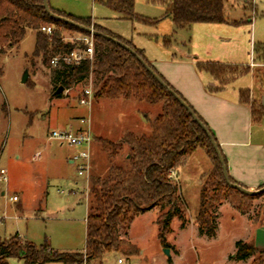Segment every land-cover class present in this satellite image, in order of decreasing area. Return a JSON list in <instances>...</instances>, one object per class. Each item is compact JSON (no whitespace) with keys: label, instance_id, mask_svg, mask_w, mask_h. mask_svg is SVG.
I'll return each mask as SVG.
<instances>
[{"label":"rangeland","instance_id":"374dc122","mask_svg":"<svg viewBox=\"0 0 264 264\" xmlns=\"http://www.w3.org/2000/svg\"><path fill=\"white\" fill-rule=\"evenodd\" d=\"M48 1L50 7L62 14L91 18L93 23L125 37L149 58L162 54L159 45L168 36L179 46L185 41L187 53L202 54L201 58L205 60L219 57L220 62L233 63L237 59L244 60V53L248 51L253 58L252 74L237 79L225 93L231 96L232 89L248 88L256 107L264 105V86L257 78V73H264V65L254 61V46L264 44V0H226L227 19L237 21L239 25L196 24L184 30L175 29L172 19L166 17L165 8L145 0H135V12L158 23L119 20L116 13L95 0ZM62 35L68 43L77 42L80 37V33L67 30H62ZM35 39V32L28 31L19 47L6 49L0 56V170L6 171L7 179L0 181V238L19 236L37 247L48 243L59 252H82L87 237L88 190L93 176L104 175L108 154L101 143L93 142L90 172L88 177L80 176L77 165L69 164L68 153L78 154L85 148L61 147L58 142L49 141L51 133L69 129L74 120L86 128L87 124L82 120L90 119L93 138L98 135V138L116 143L122 127L137 135L149 133V122L159 114L160 107L135 100L103 101L92 107L81 105L79 100L86 89H91L93 94L96 91L94 77L65 91L61 97L54 96L57 88L52 79L55 68L46 67L42 57L35 58L34 64L30 61ZM223 40L227 43L223 44ZM209 46H212V55L205 57ZM26 71L29 79L24 84ZM251 132L254 139L264 140V116L253 123ZM127 153L125 149L117 162L124 161ZM212 169L203 150H197L188 165L181 169L188 220L195 217L199 208L196 176L208 171L201 179V186H204ZM249 204L246 215L252 222L261 224L264 221V195L249 200ZM222 221L221 235L212 241L196 237V226L192 223L187 230L180 231L178 222H173V233L167 237L173 264H253L254 258L245 263L228 262L233 255L232 242L239 239L264 247V229H248L228 212H223ZM153 222L149 217H143L132 227V244L140 250L139 255L128 261L123 254L108 253L104 264H117L115 256L126 260V264H168L167 249H163L158 239V226ZM177 249L180 250L179 257L175 256ZM262 259L256 264H264ZM9 264L24 263L13 258ZM88 264H100V260Z\"/></svg>","mask_w":264,"mask_h":264},{"label":"trees","instance_id":"16d2710c","mask_svg":"<svg viewBox=\"0 0 264 264\" xmlns=\"http://www.w3.org/2000/svg\"><path fill=\"white\" fill-rule=\"evenodd\" d=\"M117 14L119 20L158 23L140 17L135 12V0H95ZM148 4L165 8L166 17L172 19L176 30H184L196 24H232L226 17V0H145ZM52 13L73 21L103 36H95L94 59L66 64L61 59L70 55L76 45L65 42L62 30L89 35L88 32L52 18L43 6V0H0V56L6 49L19 47L28 31L35 32V49L31 62L42 57L43 64L51 68V61L60 58L55 68L56 91L64 92L94 77L96 91L94 100H135L153 107H160L159 114L149 122L150 132L137 135L127 132L122 142L94 137L108 154V166L104 175L93 176L88 190L89 206L86 219L87 237L83 253L59 252L48 243L37 247L20 238H0V264H9L16 258L24 264H88L101 260L107 253L123 254L127 259L139 255L140 250L127 241L131 224L141 214L153 209L159 210L157 219L158 239L163 248L170 247L167 237L173 233L172 223L180 222L182 229L189 223L186 216V203L178 194L179 187L170 175L186 164L187 159L197 150H203L210 159L213 169L209 180L202 186L200 205L195 223L201 236L214 238L217 234V207L223 202L246 215L250 209L249 200L257 199L264 193L249 196L229 187L224 179L219 158L210 139L195 123L185 108L144 68L129 51L115 43L117 40L134 50L149 67L178 94L207 127L217 143L228 169L227 159L209 125L196 112L192 105L154 68L142 50L131 42L92 22L91 18H77L65 15L50 7ZM43 27H53L52 35L42 32ZM104 36L110 37V39ZM172 37L163 40L169 48ZM82 48V46L80 47ZM254 61L264 65V44L254 46ZM199 73L208 75L213 85L207 90L217 94L237 79L252 74L249 64H223L217 62H198ZM2 69L0 68V76ZM260 84L264 86V73H257ZM55 91V92H56ZM55 96V94H54ZM63 96V93L56 97ZM238 101L251 109L252 123L264 116V107H256L252 91L248 88L238 90ZM124 155L121 162H117ZM230 177V176H229ZM233 184L237 183L232 177ZM247 189V188H246ZM264 189V185L258 190ZM232 260L246 262L254 258L253 264L264 258V249L253 242L238 241ZM261 258V259H258Z\"/></svg>","mask_w":264,"mask_h":264},{"label":"crops","instance_id":"0c3cea01","mask_svg":"<svg viewBox=\"0 0 264 264\" xmlns=\"http://www.w3.org/2000/svg\"><path fill=\"white\" fill-rule=\"evenodd\" d=\"M106 29L111 31L109 28ZM111 32L115 34V32L113 31ZM120 37L123 38V36ZM181 43L183 46L177 45V42L176 43L172 42L169 48H165L163 44H161L159 45L160 46L159 51L160 53H162L160 56L157 57L150 56L149 58V55L146 52H145L146 54L145 56L147 57L149 62L154 66V68L192 105V107L196 110V112L206 121V123L212 129L222 149V152L224 153L227 159L229 176L232 177L237 183L245 186L250 191L258 190L260 186L264 185V140H261L259 138L254 139L253 137V134L251 132L253 123L251 118L250 107L239 103L237 89H232L231 96H228L225 93L228 90V88L217 94L210 93L207 90V87L214 84L213 80L206 74L199 73L196 69V64L198 62H217L223 64H237V65L249 64L251 66V63L253 64L252 54L249 53L248 51H245L244 60L237 59L234 60L233 63L220 62L221 59L219 57L213 58L214 60H209V59L205 60L201 58L202 54L200 55L195 53L197 54V56H195L193 54L187 53L185 41ZM222 43L223 44L227 43V41L223 40ZM211 49L212 46H209L207 48L208 52L205 53V57H209L212 55ZM103 101L120 102V100L101 99L99 101L94 100L93 105L95 103H97L98 105ZM75 121L76 120H74L70 124L69 129H72L74 131H78L82 129V126H80L81 124L79 123V121L78 122ZM90 128L91 131H93L91 126V121H90ZM127 132H132V131L126 130L125 128L123 129L122 127V129L119 132V136L117 138L116 143L122 142V139ZM92 135H94V133ZM94 137H99V136L96 135ZM50 140L51 139H49V141ZM59 145L61 147L64 146L61 144ZM92 150H93V146H92ZM76 154L77 152L68 153L67 160L70 165H74L73 157ZM192 156H190L187 159L186 164L184 166L173 172L174 180H176L179 184V193L184 199L186 206H187V201L183 195L184 192L181 184V169H184L188 165L189 159ZM93 157L94 156L92 155V160ZM210 169L208 171H210ZM207 172L198 174V176H196V186L198 188L196 192L197 195L196 198H198L199 200V205H200V194L202 189L201 179L205 176ZM77 184L78 183H76V185ZM216 211L218 216L217 219L218 229H217L216 237L214 238H208L206 236H201L199 234L198 227L195 224L196 215L195 217L193 216L192 219H189V223L185 229H182L180 227V222L177 219H175L173 222H178L180 231H185L188 229L191 223L194 224L196 226V237H198L199 239H206L208 241L216 240L220 237L221 227L223 225V221H222L223 212L224 213L228 212V214L231 215L233 219H238L242 221L245 227L248 229L251 230L264 229V221L261 224H257V222H252L249 219L248 215L241 214L239 211L234 209L228 202H223L221 205L217 207ZM150 216H152V218ZM158 216H159V210L156 208L145 214L139 215L131 224L129 231L127 235L124 236V238L130 243H132L133 240L132 227L139 218L149 217L152 220V222L155 220L153 223L157 224ZM238 241L246 242L245 240H239V239L233 240L232 242L234 246L233 255L229 257L228 262L231 261L237 262L235 260H232V257H234L236 251L235 245ZM256 247L259 249H264V247L258 246V244H256ZM83 252L84 250L82 252H69V253H83ZM107 254H105L102 257V259L100 260V264H104L105 257L107 256ZM112 254L114 255V253ZM175 256L176 257L180 256L179 249H177ZM117 259H119V257L115 256L116 262ZM168 259H169L167 261L168 264L174 263L172 256H169ZM129 260L131 259H128V261ZM124 261L126 264L127 263L126 260ZM241 263H245V262H241Z\"/></svg>","mask_w":264,"mask_h":264},{"label":"built area","instance_id":"2783aa9c","mask_svg":"<svg viewBox=\"0 0 264 264\" xmlns=\"http://www.w3.org/2000/svg\"><path fill=\"white\" fill-rule=\"evenodd\" d=\"M42 32L47 35H52L53 27H43ZM93 30V29H92ZM76 45V48L70 55L61 59L66 64L79 63L82 60H93L95 55V35L93 33L89 35L80 34L77 42H72ZM82 46V48H80ZM60 63V58H54L51 61L53 67H57ZM94 100V94L91 89H86L83 93L82 98L79 100L81 105L92 106ZM82 123L87 124L86 128H82L78 131L72 129L67 130H55L51 133L50 139L58 142L61 145L69 147H82L85 148L73 157V164L77 165L78 174L80 176L87 175L91 169L92 163V146H93V135L90 128V121L82 120ZM6 171L0 170V181L6 182L5 177ZM170 178L174 179L173 172ZM14 201L17 198L14 197ZM117 264H125V261L121 258L117 259Z\"/></svg>","mask_w":264,"mask_h":264},{"label":"water","instance_id":"95a60500","mask_svg":"<svg viewBox=\"0 0 264 264\" xmlns=\"http://www.w3.org/2000/svg\"><path fill=\"white\" fill-rule=\"evenodd\" d=\"M43 6L46 10V12L54 19L65 22V23H69L71 25H74L86 32H88L89 34L93 33L95 36H103L100 33H97L96 31L92 30V29H88L84 26H81L73 21H70L66 18L60 17L58 15H55L54 13H52L51 9H50V5H49V1L48 0H43ZM107 39H110V37L108 36H104ZM115 43L119 44L121 47H123L124 49H126L127 51H129L132 55H134L138 61L144 66V68L155 78V80L164 88L166 89L184 108L185 110L191 115L193 121L195 123H197L200 128L205 132V134L207 135V137L210 139L212 146L214 148V150L216 151V154L219 158V161L221 163L222 166V170H223V176L224 179L227 183V185L233 189L238 190L239 192L245 194V195H249V196H253V195H257L261 192H264V189L262 190H258V191H250L249 189H246L244 187H241L239 185L233 184L230 181V177H229V173H228V169L227 166L225 165V162L223 160L222 154L220 152V149L217 145V143L215 142V140L213 139V136L210 134L209 130L207 129V127L201 122V120L198 118V116L194 113V111L191 109V107L178 95L176 94L173 90H171L168 85L149 67V65L134 51L132 50L130 47H128L127 45L117 41V40H113ZM29 79V73L28 71L25 72L24 74V78H23V83H27ZM60 93H64V88L60 87L56 92H55V96L60 94ZM262 107H264L263 104H261ZM166 255L169 257L170 256V250H165Z\"/></svg>","mask_w":264,"mask_h":264}]
</instances>
